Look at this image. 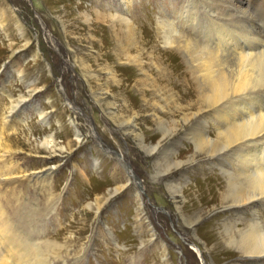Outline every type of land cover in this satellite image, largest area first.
Wrapping results in <instances>:
<instances>
[{
  "label": "rangeland",
  "instance_id": "rangeland-1",
  "mask_svg": "<svg viewBox=\"0 0 264 264\" xmlns=\"http://www.w3.org/2000/svg\"><path fill=\"white\" fill-rule=\"evenodd\" d=\"M137 1L133 19L150 16L151 23L175 19L182 3ZM92 3L118 6L0 0V134L11 136L0 153L10 146L9 168H16L13 183L0 185V206L55 264H242L217 223L228 206L217 185L224 175L188 141L198 119L175 109L178 88L154 87L160 64L150 49H131L136 59L123 63L130 71L118 63L111 71L122 86L113 80L107 66L114 61L101 57L92 21L82 15ZM162 141L165 155L148 154ZM47 169L55 182L41 187L34 181Z\"/></svg>",
  "mask_w": 264,
  "mask_h": 264
},
{
  "label": "bare ground",
  "instance_id": "bare-ground-1",
  "mask_svg": "<svg viewBox=\"0 0 264 264\" xmlns=\"http://www.w3.org/2000/svg\"><path fill=\"white\" fill-rule=\"evenodd\" d=\"M246 1L182 0L179 10L174 9L172 14L175 19L166 15L152 23L150 16L133 19L137 0H118V6H100L102 9L92 3L82 15L85 21H92V37L97 39L101 57L114 61L107 67L120 87L122 81L113 74L115 63L128 72L130 69L123 63L136 59L128 52L135 49L145 53L143 49H150L146 53L160 64L159 85L154 87L162 92L178 88L177 93L171 94L181 99V103L175 99V109L186 119H198L191 125L188 141L194 143L198 152L209 156V163L224 175L217 182L219 188L225 187L224 197L228 200L223 219L217 222L223 243L244 257L242 264H264V0ZM251 6L254 10H250ZM89 12L94 14L92 19ZM196 92L200 98L194 101L190 96ZM15 109L12 108V114ZM38 114L43 118L40 111ZM75 133L80 134L78 129ZM10 138L0 134V147ZM50 138L47 145L53 144V137ZM162 143L150 147L148 154L165 155ZM0 154V185L6 186L13 183L16 168H9L10 146ZM54 173L47 169L34 182L52 186ZM37 185L43 186L42 182ZM0 264H55L3 206H0Z\"/></svg>",
  "mask_w": 264,
  "mask_h": 264
}]
</instances>
